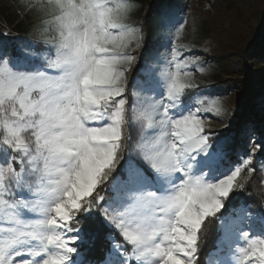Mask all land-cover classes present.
I'll return each mask as SVG.
<instances>
[{
  "label": "snow or ice",
  "instance_id": "1",
  "mask_svg": "<svg viewBox=\"0 0 264 264\" xmlns=\"http://www.w3.org/2000/svg\"><path fill=\"white\" fill-rule=\"evenodd\" d=\"M30 7L42 14L38 39L15 53L0 46V264H201L210 218L227 264H264V213L244 204L225 212L264 144L229 163L206 131L223 107L188 96L197 88L189 69L204 72L180 49L191 50L173 42L169 57L145 63L130 98L143 39L127 23L130 0ZM96 218L100 255L86 231ZM216 257L205 264H223Z\"/></svg>",
  "mask_w": 264,
  "mask_h": 264
},
{
  "label": "rangeland",
  "instance_id": "2",
  "mask_svg": "<svg viewBox=\"0 0 264 264\" xmlns=\"http://www.w3.org/2000/svg\"><path fill=\"white\" fill-rule=\"evenodd\" d=\"M151 1L130 0L134 7L129 12L127 23L137 28L141 26L139 24L142 23L143 15ZM33 3L34 0H0V36L19 29L21 25H29L30 22L41 29L42 14L37 8L30 7ZM261 3L262 0H164L163 7L159 10L155 7L152 10L153 15L151 13L149 16V20L151 16L153 18V22L149 21V29L155 28L152 33L160 42L156 49L150 50L149 59H155L154 63H156L157 60L163 61L169 57L173 42L177 46H187V49L191 50L189 52L185 48L180 49L185 57L192 56L198 59L199 66L204 68V72L196 70V65L189 69L192 72L191 79L197 88L189 90L188 96L193 97V100L195 96L205 102L218 99L224 111L219 116L208 114L211 118L206 121V131L211 133L213 139L218 135V139L214 141L224 142L229 149V154L231 153L230 143L235 139L240 140V145L245 150L237 149L236 160L246 153H251V149L255 147L254 141L264 144V137L257 127V123L264 120V91L261 92V99L248 102L247 114L242 121L239 135L232 129L234 116L247 100L246 81L248 79V76H245V73L237 67L240 59L239 50L243 47L244 40L234 36L232 26H238L250 36L257 23L264 21V5L262 8ZM180 24H184V27L179 37H176ZM141 34L143 37L142 32ZM237 34H239L238 31ZM140 50L141 48L137 49L136 54ZM260 65L262 70L264 63ZM249 67L252 72L256 69L250 62ZM260 77L264 78V71L260 73ZM241 82H243L242 85H240ZM210 84L216 87L213 92L208 90ZM256 106H262V110L258 111L257 117L254 118L251 113ZM223 133L224 137H222ZM133 135L138 136V129L134 130ZM263 155L257 153L253 158V164L256 159L257 164L261 165V162H264ZM256 167L259 175H264L257 165ZM248 176L249 173L245 168L239 179L244 182L243 178ZM251 178H257L261 183L258 174L253 173ZM251 178L245 183L246 186ZM261 210L264 213V205ZM244 230H248L247 226ZM254 231L257 235L260 234V228H255ZM235 243L242 245L244 242L240 240ZM221 252H225L226 255L220 256L219 260L227 264L228 244L226 250L220 248L216 251L217 254Z\"/></svg>",
  "mask_w": 264,
  "mask_h": 264
},
{
  "label": "trees",
  "instance_id": "3",
  "mask_svg": "<svg viewBox=\"0 0 264 264\" xmlns=\"http://www.w3.org/2000/svg\"><path fill=\"white\" fill-rule=\"evenodd\" d=\"M163 3L164 0H152L148 6V9L143 15L142 23L139 24L141 26H138V28H140L141 32L143 33V40L141 50L137 54L135 53L139 58V65H135L133 67V71L130 73L129 76L130 98L132 92L131 84L132 81L137 78L139 68L142 67L145 63H154L155 59H149V52L152 49H156L160 42L155 38V35H153L152 33L155 31V28L153 27V29H149V21L153 22L152 16L150 20L149 16L155 7L157 10L161 9V7H163ZM263 5L264 0H262L261 3L262 8ZM154 24L160 25L159 23ZM39 30L40 29L37 28L32 22H30L29 25L26 26L21 25L19 29L10 32L7 35L0 36V46H6L10 51L15 53L21 45H30L33 41H36L39 37ZM232 31L236 38L239 39L241 37L244 40L243 47L239 50L240 59L237 62V67L241 70V72L245 73V76H248V79L246 81L247 100L242 104L241 110L237 113V115L234 116L235 121L232 124L233 132L239 135L240 129L242 127V121L244 120L245 115L247 114L246 106L248 105V102L253 99H261V92L264 91V78L260 77V73L264 71V68H262L261 70L260 65L261 63H264V21L257 23L250 36H248L245 31L239 29L238 26L235 25L232 26ZM237 31L239 34H237ZM42 47V45H37L38 50ZM249 62L253 63V65L256 67V69H254V72L251 71L249 67ZM242 84L243 82H241L240 85ZM208 88V90L212 92L216 89V87L212 84H210ZM195 99L197 98L194 96V100ZM260 110H262V106H256L254 108V111L251 113L252 116L256 118L258 111ZM257 127L261 135L264 137V120H261L259 123H257ZM224 135L225 134L223 133L222 137H224ZM214 139H218V135L214 136ZM229 147L231 151V153L229 154L231 158L229 163H231L233 161H236L235 153L237 149H244V147L240 145V140L238 139H235L234 142L230 143ZM254 162L255 164H253V168L256 169L254 173L258 174L259 178L261 179V183H259L257 178H251L249 184H247V186L245 185L243 190L239 188L235 189L231 199L228 202L225 212H227L234 206L238 207L241 204H244L245 206L249 207L253 213H263L261 208L264 205V182H262L264 179V175L261 174L263 178L262 179L259 175L258 168L256 167L257 165L260 169V164H257L258 162L256 159H254ZM227 167L228 166L226 164V168ZM218 228L219 222L211 218L206 221L204 230L201 233L200 237L201 264H205L206 257L210 253L216 252L220 248H223L224 250L227 249V243L222 242V233L218 231ZM256 228H260L259 224H257ZM86 231L90 233L91 236L94 238V253L96 255H100L101 250L106 245L105 229L101 219L96 218L89 220L86 224ZM223 254L224 256L226 255L225 252H221L217 254L216 258L219 259V257Z\"/></svg>",
  "mask_w": 264,
  "mask_h": 264
}]
</instances>
